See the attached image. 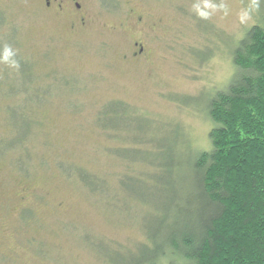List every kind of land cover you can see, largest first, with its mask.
Listing matches in <instances>:
<instances>
[{"label": "rangeland", "instance_id": "rangeland-1", "mask_svg": "<svg viewBox=\"0 0 264 264\" xmlns=\"http://www.w3.org/2000/svg\"><path fill=\"white\" fill-rule=\"evenodd\" d=\"M50 10L43 0H0V58L7 46L18 59L0 62V264H135L156 217L148 203L169 193L159 171L135 161L137 148L161 160L154 144L133 141L138 120L153 143L170 144L176 129L174 140L195 152L180 150L182 160L209 150L206 102L235 72L232 49L260 23L264 0H96L83 22ZM116 101L128 106L117 115L121 131L98 121ZM15 107L29 127L2 149L17 135ZM78 170L106 194L91 192ZM126 173L130 195L119 186ZM144 173L154 177L139 184L134 175ZM156 264L181 261L163 255Z\"/></svg>", "mask_w": 264, "mask_h": 264}, {"label": "trees", "instance_id": "trees-1", "mask_svg": "<svg viewBox=\"0 0 264 264\" xmlns=\"http://www.w3.org/2000/svg\"><path fill=\"white\" fill-rule=\"evenodd\" d=\"M259 17L260 23L251 25L232 49V77L206 102L205 110L212 123L209 150L196 152L195 156L189 153L182 160L180 150H193L184 141L174 140L176 129L170 144L161 139L153 143L143 135L147 129L138 120L140 134L132 137L133 141L144 146L154 144L153 155L161 160L147 161L145 150L137 148L135 161L159 171L155 180L169 193L148 203L156 210V217L144 227L149 241L141 244L135 264H156L163 255L176 256L181 264H264V13L260 12ZM11 59L17 63L13 53ZM26 73H22L25 82L20 90L30 86V69ZM50 92L47 87L41 93L44 96ZM31 99L30 95L26 102ZM109 107L113 111H101L98 121L104 127L109 124L119 128L117 115L120 111L126 114L128 106L116 101ZM20 108L13 110L17 135L3 142L2 149L15 146L27 133L28 122ZM112 150L117 157L125 152L121 150L119 155V148ZM180 168H185L182 180L175 175ZM77 173L91 192L95 188L106 194L101 180L83 170ZM152 174L134 176L136 182L144 184L146 176L153 179ZM131 175L126 173L119 180L120 188L129 195L132 189L126 188L124 180ZM135 194L139 201L147 203L144 193L139 190Z\"/></svg>", "mask_w": 264, "mask_h": 264}, {"label": "flooded vegetation", "instance_id": "flooded-vegetation-1", "mask_svg": "<svg viewBox=\"0 0 264 264\" xmlns=\"http://www.w3.org/2000/svg\"><path fill=\"white\" fill-rule=\"evenodd\" d=\"M93 1L96 0H43V4L46 9L63 13V15L72 12L78 16V21L83 22L84 13H88V8ZM110 1L112 3L114 0H98L100 4L109 3ZM85 15L87 16V14Z\"/></svg>", "mask_w": 264, "mask_h": 264}, {"label": "clouds", "instance_id": "clouds-1", "mask_svg": "<svg viewBox=\"0 0 264 264\" xmlns=\"http://www.w3.org/2000/svg\"><path fill=\"white\" fill-rule=\"evenodd\" d=\"M11 49L8 48L7 46L4 49V55L2 58H0V62L8 64L10 67H15V61H9L8 57L11 54Z\"/></svg>", "mask_w": 264, "mask_h": 264}]
</instances>
